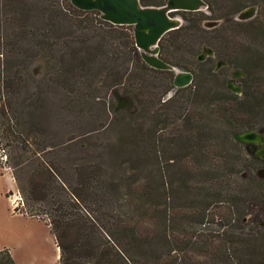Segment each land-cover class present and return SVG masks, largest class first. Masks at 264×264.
Masks as SVG:
<instances>
[{"label":"rangeland","instance_id":"1","mask_svg":"<svg viewBox=\"0 0 264 264\" xmlns=\"http://www.w3.org/2000/svg\"><path fill=\"white\" fill-rule=\"evenodd\" d=\"M27 2L35 9L33 26L40 27L43 6L53 2L64 10L70 0ZM11 5V0H0L1 37L10 29L5 21L12 15L8 7ZM202 12L211 16L207 9ZM176 16L189 27L222 21L212 16L197 23L198 17ZM66 17L72 19L70 14ZM256 18L249 25L227 24L217 32H195L186 43L181 42L174 51V61L185 68L179 71L193 73L195 82L179 93L171 87L173 74H145L130 63L134 81L143 88V94L132 109H124V114L122 110L116 112L118 99L105 90L97 94L96 104L71 108L64 96L52 88L41 97L37 95L31 81L21 94L26 105L19 109L30 132L28 142H91L92 156L106 164L105 185L109 187L121 175L122 182L118 184L125 196L118 205L126 215H135L145 223L152 221L156 229L168 231L175 238L264 232V164L251 161L246 148L236 142L235 132L244 130L229 117L238 116L248 127L264 126V63L258 67L254 64L253 75L241 79L248 95L261 98L254 112L238 110L239 104L226 88L232 72L247 68L249 54L264 57L263 39L253 33L259 26L264 29V4ZM69 19L58 28L59 36L73 32L68 28ZM236 19L234 15L232 20ZM234 33L241 36L240 42L232 46L228 39ZM173 37L171 42L176 41ZM207 44L219 46L216 58L200 63L197 55ZM222 57L229 59L231 66L214 77L210 72ZM3 58L7 59L6 55ZM126 84L117 89L118 93L131 97L128 91L132 85ZM1 142L9 141H4L0 132V251L8 249L16 264H59L55 239L46 223L25 219L14 211L21 198ZM132 144L135 151H128ZM116 146H122L120 154L115 153ZM135 186L141 188L142 195L133 194Z\"/></svg>","mask_w":264,"mask_h":264},{"label":"trees","instance_id":"2","mask_svg":"<svg viewBox=\"0 0 264 264\" xmlns=\"http://www.w3.org/2000/svg\"><path fill=\"white\" fill-rule=\"evenodd\" d=\"M167 1L140 0V3L143 7H162ZM204 1L211 16L202 11L179 15L198 17L197 23L217 17L222 19L217 20L220 22L217 27L182 25L160 41V58L177 69L184 68L173 56L181 42L186 43L195 32L209 34L227 24L249 25L256 16L249 21L232 18L250 7H256L258 14L260 5L264 4V0ZM11 3L14 5L8 7L12 15L5 21L10 29L0 36V132L4 141H9L1 142V149L7 152L6 164L12 170L21 197L15 213L46 223L55 239L59 264H264V232L175 238L168 231L156 229L152 221L145 223L135 215H126L118 205L122 195L125 196L118 184L122 182L121 175L109 187L105 185L106 164L92 156L91 142H28L30 132L19 109L26 105L21 94L31 81L37 95L41 97L47 93L46 89L52 88L64 96L71 108L96 104L97 94L104 90L118 99L117 89L128 83L132 85L128 93L134 106L143 88L135 83L130 63L145 74L175 76V73L150 68L136 46L134 27L113 25L103 20L98 11L79 10L71 0L62 10L51 2L43 6V25L34 27L35 9L30 3L27 0H11ZM67 13L72 19L66 17ZM68 19V28L73 32L61 37L58 28ZM253 33L264 42L262 26ZM173 36L176 41L171 42ZM239 36L234 33L229 37L232 46L240 42ZM25 43L27 48L22 50ZM204 47L212 48L214 56L200 63L216 58L219 48L207 44L202 50ZM5 55L7 59L3 58ZM249 57L247 68L239 69L246 74L245 78L255 72L254 64L258 67L264 63V57L256 53ZM220 60L231 66L229 59ZM210 73L214 77L219 74L215 69ZM171 87L176 93L187 89H177L174 84ZM231 94L240 106L238 110L254 112L259 108L260 97H252L245 91L242 96ZM115 110L119 111L117 105ZM229 117L240 130L255 129L241 123L238 116ZM119 147H114L116 154L121 152L122 146ZM133 148L135 144L129 145L128 151H135ZM132 191L142 195L139 186ZM195 215L200 216L198 212ZM201 217L199 221L203 222L205 213ZM0 264H16L8 249L0 251Z\"/></svg>","mask_w":264,"mask_h":264},{"label":"water","instance_id":"3","mask_svg":"<svg viewBox=\"0 0 264 264\" xmlns=\"http://www.w3.org/2000/svg\"><path fill=\"white\" fill-rule=\"evenodd\" d=\"M74 7L82 11H98L102 19L118 26H133L137 48L141 51L144 62L152 69L174 72V87L182 89L190 86L194 81L191 72L179 71L177 68L160 58V41L171 31L182 27V19L177 17L181 12H200L208 6L204 0H168L162 7H143L140 0H71ZM257 14L256 7H250L242 11L238 21H249ZM220 24L219 21L207 22L204 26L212 29ZM214 56V50L204 47L198 54V62H205L207 58ZM227 66L224 61H218L215 71ZM232 79L228 81L227 88L232 93L242 96L243 87L236 85L235 81L245 78L242 70H235ZM118 96V95H117ZM133 102L129 97L118 96L117 110H130ZM236 142L252 146V158L264 164V127L258 130H250L237 133L234 136Z\"/></svg>","mask_w":264,"mask_h":264},{"label":"flooded vegetation","instance_id":"4","mask_svg":"<svg viewBox=\"0 0 264 264\" xmlns=\"http://www.w3.org/2000/svg\"><path fill=\"white\" fill-rule=\"evenodd\" d=\"M213 29V28H212ZM227 63V62H226ZM216 66H217V64H216ZM230 66L228 65V63H227V66H224V67H222L221 69H219L218 71H215L216 73H220L221 72V70H224V69H228ZM215 69H216V67H215ZM233 73V72H232ZM232 73H231V75H232ZM195 78V77H194ZM232 79V76H231V78L229 79V80H231ZM243 79V78H242ZM228 80V81H229ZM228 81H227V83H228ZM194 82V81H193ZM227 83H226V88H227ZM235 83H236V85H241L242 87H243V92H244V86H243V83H241V79H239V80H236L235 81ZM193 84V83H192ZM191 84V85H192ZM189 87V86H188ZM188 87H186V88H188ZM227 90H228V88H227ZM229 91V90H228ZM230 93H232L231 91H229ZM234 94V93H233ZM262 127H264V126H262ZM262 127H258V128H255V129H252V130H258V129H260V128H262ZM247 131H250V130H247ZM242 132H246V131H242ZM242 132H240V133H242ZM243 145V144H242ZM245 148H246V151L251 155L252 154V152H253V147L252 146H246V145H243Z\"/></svg>","mask_w":264,"mask_h":264},{"label":"crops","instance_id":"5","mask_svg":"<svg viewBox=\"0 0 264 264\" xmlns=\"http://www.w3.org/2000/svg\"><path fill=\"white\" fill-rule=\"evenodd\" d=\"M20 215V214H19ZM23 218H25V219H30V218H26V217H24L23 215H21ZM32 220H35V219H32ZM38 221V220H37Z\"/></svg>","mask_w":264,"mask_h":264},{"label":"built area","instance_id":"6","mask_svg":"<svg viewBox=\"0 0 264 264\" xmlns=\"http://www.w3.org/2000/svg\"><path fill=\"white\" fill-rule=\"evenodd\" d=\"M21 198V197H20ZM20 202H21V199H20Z\"/></svg>","mask_w":264,"mask_h":264}]
</instances>
